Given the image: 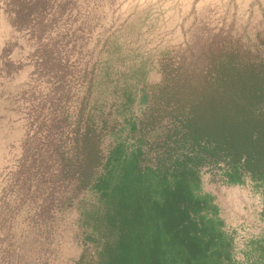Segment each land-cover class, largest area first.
I'll use <instances>...</instances> for the list:
<instances>
[{
  "label": "rangeland",
  "instance_id": "obj_1",
  "mask_svg": "<svg viewBox=\"0 0 264 264\" xmlns=\"http://www.w3.org/2000/svg\"><path fill=\"white\" fill-rule=\"evenodd\" d=\"M261 41L264 0H0V264L96 259L83 214L99 197L60 176L80 112L111 109L118 128L103 152H129L147 87ZM219 175L204 170L200 193L247 264L249 242L264 238V189Z\"/></svg>",
  "mask_w": 264,
  "mask_h": 264
},
{
  "label": "trees",
  "instance_id": "obj_2",
  "mask_svg": "<svg viewBox=\"0 0 264 264\" xmlns=\"http://www.w3.org/2000/svg\"><path fill=\"white\" fill-rule=\"evenodd\" d=\"M146 89L129 152L123 142L107 158L103 152L118 128L111 109L76 119L60 176L100 201L83 214L96 259L78 264H239L200 185L207 170L227 185L248 179L264 189V41L253 51L211 55L205 73L169 75ZM244 255L247 264H264V238Z\"/></svg>",
  "mask_w": 264,
  "mask_h": 264
}]
</instances>
